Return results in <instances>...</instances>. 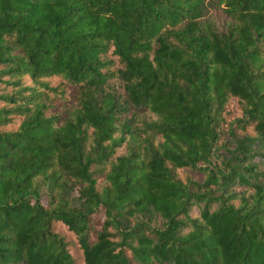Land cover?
<instances>
[{
  "label": "trees",
  "instance_id": "trees-1",
  "mask_svg": "<svg viewBox=\"0 0 264 264\" xmlns=\"http://www.w3.org/2000/svg\"><path fill=\"white\" fill-rule=\"evenodd\" d=\"M0 264H264V0H0Z\"/></svg>",
  "mask_w": 264,
  "mask_h": 264
}]
</instances>
